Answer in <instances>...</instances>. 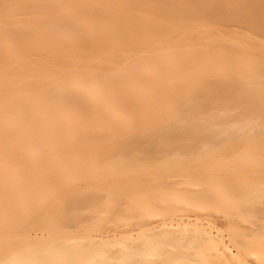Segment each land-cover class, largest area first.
I'll use <instances>...</instances> for the list:
<instances>
[{
	"label": "bare ground",
	"instance_id": "obj_1",
	"mask_svg": "<svg viewBox=\"0 0 264 264\" xmlns=\"http://www.w3.org/2000/svg\"><path fill=\"white\" fill-rule=\"evenodd\" d=\"M197 1L0 0L10 29L0 25V264H163L154 246L119 245L130 223L196 227L209 249L178 252L181 262L223 252L219 264H227L245 254L243 238L226 240L223 225L199 210L264 204V0ZM139 53L144 59L134 62ZM189 128L229 144L191 165L180 161L189 153L172 152L174 169L135 167L114 145L133 135L170 142ZM80 141L99 144L94 162L63 146L80 149ZM160 169L171 194L165 180L152 191L140 183V174ZM155 190L164 195L159 204H175L171 217L155 206ZM121 195L136 204L124 214ZM244 210L225 214L228 225Z\"/></svg>",
	"mask_w": 264,
	"mask_h": 264
},
{
	"label": "rangeland",
	"instance_id": "obj_2",
	"mask_svg": "<svg viewBox=\"0 0 264 264\" xmlns=\"http://www.w3.org/2000/svg\"><path fill=\"white\" fill-rule=\"evenodd\" d=\"M200 1L202 3V0ZM196 2L198 1L196 0ZM211 4H213V1ZM1 8L2 6H0V9ZM0 25L4 27L3 33L8 32L10 30L8 25L6 24L5 19H2V20L0 19ZM226 28H229V27H226ZM187 35L189 36L190 34H187ZM122 53L123 51H118V56H116V59L118 58V61L116 62H118V65L120 66H124L126 64L125 61L120 60V54ZM3 55L0 57V61H6L5 60L6 56L4 57ZM132 59H136L133 61L137 62V61L144 59V57L142 53H139L138 56H135ZM80 63L81 64L79 66H84V67L87 66L86 63L84 62H80ZM94 64L97 65L101 69L114 65V63L111 64V62H98ZM57 66H67V64L58 63ZM57 76L58 75H56V77ZM82 107L84 109H87L86 105ZM118 130L129 131V130L122 128L121 126L118 127ZM214 135L215 134L208 132L205 136H212L208 139V140L210 139L212 140L208 141V140H203L204 136L201 138L194 137V131H192L191 128L182 129V130L177 129L173 133V138L172 140H170V142H167V139L165 138L159 139L157 136H154L152 140H148L147 138H144L143 136L138 137V135L136 136L133 135V136H128L124 140H121V141L119 140L120 142L118 141V143L114 145L123 154L122 158L124 159V161L128 162L130 165H133L136 167L139 162H145L146 164H149L151 166H157V165H161L162 163H164L165 165H162L161 166L162 168L163 167L165 168L166 166L168 168L174 169L178 166L179 162L177 163L175 161L176 159H173L172 157L166 158L172 152L180 153L181 155L185 154L186 152L189 153L190 154L189 157L188 156L183 157L184 159L180 161L183 164L191 165V162H192L191 159L194 157L204 158L208 152L207 151L208 148L222 147V146H226L229 144V142L224 137L220 136L216 138V136ZM97 145L99 144H94L93 142H90V141H83V142L80 141L77 144V146H80V149H72V147H70L69 145L63 144L65 148H68L67 150L71 153L73 157L90 161V163L91 161L94 162V159H91V148H93L94 146L97 147ZM143 151L145 152V154ZM226 158L228 159L229 157L226 156ZM157 173H160V174H157ZM153 174L154 175H151L148 173L140 174L139 177L142 180L140 181V183L143 185L144 189L152 191L151 190L152 185H154L158 181L165 180V183L163 184V186L168 189V191L166 192H168L169 194L173 193L172 190L175 189V186L171 183L172 181L168 180L167 178L168 174L165 172V170H161V169L158 171L155 170ZM152 176L156 178L150 179ZM186 179H187L186 177L181 176L177 178L176 181H180V180L185 181ZM148 180H151L150 181L151 183H149ZM160 188L161 187L159 185V189ZM157 191L158 190H155L151 194L153 195V198L155 200L154 202L157 201L158 203V201L161 202V199H164V195L158 193ZM125 198H126L125 195H121L119 197L118 208L120 209L121 214L125 213L124 210H133V207L136 205V204H128ZM157 203L155 204V206H157L161 211H163V213H165L167 217H171L170 215L174 214L172 213L171 208L175 204H159V203L157 204ZM72 205L75 207L78 206V204H72ZM83 205L85 204H81V206ZM200 205L202 206V209H200L199 212L203 213L204 218H208L215 224L223 225L224 233L227 234L226 240L229 241V237H228L229 233L235 232L236 237L243 238L246 242V249H245L246 251L244 252L245 254L238 256V259H233L229 261L227 264H264V227L263 228L258 227L260 223L264 225V220H262L261 218L262 216H264V204H255L256 206L250 205V204H247V205L246 204H200ZM241 208L246 210V212L244 210L243 213L247 215V217L244 215L243 218H241L238 222H236L237 223L236 225H233L234 227L231 225L233 227L232 228L230 225H228V222H229L228 220L230 219H226L225 214H230L232 212H235V209H241ZM207 211H209V214ZM213 212H215L216 214ZM131 213H133L134 215H137L138 213L140 214V212L137 210H134ZM83 214L84 215L81 218V220L87 224L90 221V217L86 214V212ZM257 218H260V220H258ZM155 219L157 220L158 218H155ZM201 222L205 223V225L210 227V225L206 223L207 220L204 219V220H201ZM75 223L76 221L72 222V224H75ZM130 224L126 228L124 227L120 228L121 230L127 231V233L119 238L118 240L119 245L122 248H124V246L127 245L128 241H130V239H134L135 240L134 247L141 245L144 247L146 246L148 249H150L154 246L153 249L155 250L153 252L163 256V259H162L163 264H206V263L215 264L216 262H217L216 264H219L220 259L218 258H220L223 255L222 254L223 252H220V255L217 258L215 257L214 253L210 254L208 252L207 258H206L208 261L206 259L198 260L197 258L193 260L191 258H186L181 262L178 260V256H179V254H177L178 252L190 253L186 255L194 256L197 250H201L202 252L204 249L206 250L209 249V246L206 244L207 242L205 241L203 242L202 240H200V238H203L202 237L203 235H200L202 234L200 231L195 230L196 227L190 225V226H186L182 228L167 227V228L158 229V230H150L147 227H141L137 223H132L131 226ZM132 233L134 234L131 236ZM122 251L124 250L122 249ZM172 251H174V253H172ZM168 254L169 255L171 254V256H169ZM181 255H184V254H181ZM124 256H125V253L123 252L118 254V257L125 258ZM211 258H212L213 263L211 261ZM236 260H239V261L236 262Z\"/></svg>",
	"mask_w": 264,
	"mask_h": 264
}]
</instances>
